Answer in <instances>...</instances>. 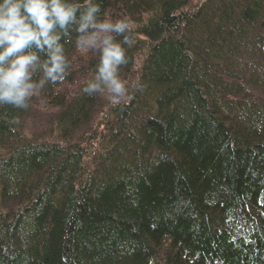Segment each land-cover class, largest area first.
<instances>
[{"label": "trees", "instance_id": "obj_1", "mask_svg": "<svg viewBox=\"0 0 264 264\" xmlns=\"http://www.w3.org/2000/svg\"><path fill=\"white\" fill-rule=\"evenodd\" d=\"M94 2L128 93L57 29L64 78L0 105V264H264V0Z\"/></svg>", "mask_w": 264, "mask_h": 264}, {"label": "clouds", "instance_id": "obj_2", "mask_svg": "<svg viewBox=\"0 0 264 264\" xmlns=\"http://www.w3.org/2000/svg\"><path fill=\"white\" fill-rule=\"evenodd\" d=\"M80 9L69 0H0V105L26 109L46 81L64 78L68 60L57 29L65 30L70 24L77 25L78 49L100 52L95 77L83 91L106 95L113 104L127 95L128 84L119 69L128 63L124 45L133 42V21L128 16L100 19V6L94 0H84ZM33 48L46 52L47 59L41 62ZM38 68L43 77L34 81Z\"/></svg>", "mask_w": 264, "mask_h": 264}]
</instances>
